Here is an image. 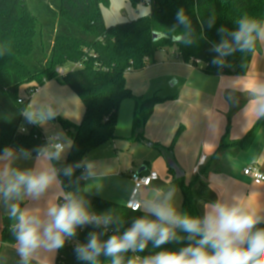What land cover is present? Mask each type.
Instances as JSON below:
<instances>
[{
	"label": "trees",
	"instance_id": "16d2710c",
	"mask_svg": "<svg viewBox=\"0 0 264 264\" xmlns=\"http://www.w3.org/2000/svg\"><path fill=\"white\" fill-rule=\"evenodd\" d=\"M108 5L109 0H0V156L6 148L18 149L27 157L37 156L47 146L39 130L32 129L28 134L20 132L28 105L21 96V89L27 96L35 86L62 78L85 107L79 125L58 120L72 140L66 160L55 165L64 192L62 200L71 194L83 200L90 213L112 217L106 228L97 224L78 226L75 235L66 237L64 246L57 249L55 264H93L78 258L77 253L79 246L89 242L90 234H95L103 243L112 235H123L143 216L155 219L141 210L132 211L126 205L93 196L85 189V159L91 151L115 138L123 101L134 99L136 102L133 133L137 138H143L144 127L155 107L164 101L157 96L136 97L127 87V74L144 70L154 62L159 51L176 47L185 63L199 60L202 70L210 76H243L260 47L257 38L250 50L242 51L237 47L224 56L215 51L224 40L235 46L231 34L238 29L240 19L248 17L264 25V0H150L151 11L147 16L110 27L105 25L102 14V7ZM181 9L188 18L186 25L176 18ZM218 57L223 60L222 64L213 63ZM68 64L75 68L61 75L59 70ZM262 127L264 116L239 141H231L225 134L201 175L218 172L223 154L236 155L247 150ZM180 133L181 130L166 149L168 152ZM69 168L71 174H66ZM169 172L174 177L173 170ZM181 184L182 179H174V187ZM205 189L208 185L196 176L189 190L184 191L183 215L203 218L200 201L205 198ZM206 201L215 203L216 196ZM18 208L21 211V207ZM17 223L18 215L3 217V244H18L14 231ZM256 229H264V223L257 224ZM176 237L159 248L149 241L143 252L122 253L123 264L137 256L143 259L159 251H179L195 245L201 238L198 235L189 239V233L179 228ZM112 259L102 252L96 264H112Z\"/></svg>",
	"mask_w": 264,
	"mask_h": 264
},
{
	"label": "crops",
	"instance_id": "0c3cea01",
	"mask_svg": "<svg viewBox=\"0 0 264 264\" xmlns=\"http://www.w3.org/2000/svg\"><path fill=\"white\" fill-rule=\"evenodd\" d=\"M60 79L46 82L39 93L27 99L22 124L27 131L37 129L45 136L58 137L64 147L59 158L52 155L55 153L52 145L45 147L37 156L27 157L15 148L9 149L12 152L10 157H5L4 153L0 156V174L5 169L10 173L13 170L36 174L49 170L55 172L54 180L39 196L25 193L20 198L5 203L3 193H0V247L1 244L6 245L1 239L2 219L11 214L10 204H16L21 207V211H27L41 221L49 219V207L61 206L64 192L61 196L62 186L55 165L66 160L72 140L58 120L79 125L84 117L85 107ZM254 83H264V41L261 39L259 50L243 76H210L201 66L185 63L179 57L176 47L162 50L144 70L127 74L126 84L136 97L147 99L150 94L157 96L165 92L168 102L155 107L144 127L143 138H137L133 133L136 102L134 99L123 101L115 138L91 151L85 159L86 191L93 196L126 205L134 187V175L138 172V175H147L155 171L159 174V180L141 190V205L149 200L163 199L172 193L171 202L178 214L183 215L186 203L184 191L189 190L196 176H200L208 185V189L204 190L205 198L200 201L204 215L216 203L237 205L254 211L264 223V182L255 184L243 173L249 166H258L264 173V127L247 150L236 155L223 154L218 163V172L211 171L206 176L201 175L225 134L231 141H239L262 117L256 116L252 103L255 97L248 90ZM21 96L26 97L23 89ZM124 103H127L126 106H123ZM123 107H126V112ZM26 113H32L35 122H29ZM49 113L53 114L51 118H48ZM124 120L125 124L122 122ZM179 130L181 133L168 152L166 149L171 147ZM150 151H156L157 154L153 155ZM152 157L154 162L150 166L146 165L151 163L149 160ZM167 159H173L184 175L180 186H173L175 173L173 177L169 172ZM118 180L126 181L125 190L118 188ZM187 193L188 198L191 197L190 191ZM214 195L215 203L206 201L213 200ZM141 211L145 212L143 207ZM18 246L19 244L13 247ZM33 255L30 264H55L57 249L47 250L41 247ZM18 259L22 263V258L18 256Z\"/></svg>",
	"mask_w": 264,
	"mask_h": 264
},
{
	"label": "clouds",
	"instance_id": "9594fccd",
	"mask_svg": "<svg viewBox=\"0 0 264 264\" xmlns=\"http://www.w3.org/2000/svg\"><path fill=\"white\" fill-rule=\"evenodd\" d=\"M176 18L180 24L188 23L183 9L177 13ZM231 35L235 46L224 40L215 47V51L221 56L236 51L237 47L242 51L250 50L257 38L264 41V25L255 19L244 17L238 21V29ZM213 63L222 64L223 60L218 57ZM248 90L255 97L252 103L256 116L258 118L264 116V83H254ZM52 115L49 113L48 118ZM26 116L29 122H35L32 113H26ZM62 150L63 146L57 144L52 155L59 158ZM11 155L12 152L6 148L4 156ZM88 167L91 168V165ZM66 174H71V168L66 170ZM54 178L55 172L51 170L36 174L16 170L10 173L5 169L0 174V193H3L5 203L18 199L25 193L39 196ZM65 199L67 202L62 206L53 205L48 208L47 221H41L27 211H20L16 204L9 205L10 213L13 216L18 215L14 231L22 264H30L33 253L41 247L47 250L63 247L66 237L75 235L78 226L92 221L107 224L112 219L107 214L100 216L90 213L84 201L76 199L71 194ZM171 199L172 193H169L163 199L149 200L143 205H136L133 211L143 207V210L155 219L143 216L123 235H112L102 243L95 234H90L89 242L78 247V258L96 264L97 257L103 252L105 256L113 258L112 264H123L122 253L143 252L149 241H152L153 247L159 248L176 239V229L179 228L189 233V239H194L198 235L201 238L195 241V245H189L179 251H159L143 259L137 256L130 259L128 264H264V229H256L261 217L254 211L237 205L216 203L203 218L191 217L178 214Z\"/></svg>",
	"mask_w": 264,
	"mask_h": 264
},
{
	"label": "rangeland",
	"instance_id": "374dc122",
	"mask_svg": "<svg viewBox=\"0 0 264 264\" xmlns=\"http://www.w3.org/2000/svg\"><path fill=\"white\" fill-rule=\"evenodd\" d=\"M150 0H139L138 3L134 4L132 0H109V5L102 7V14L104 18L105 25L110 27L120 23H128L134 21L140 17L147 16L151 9L149 5ZM169 49V48H168ZM159 52H162L159 51ZM158 52V53H159ZM157 53V54H158ZM75 68L74 65L68 64L62 70L66 73L71 71ZM133 74V73H129ZM60 82L64 84L63 79H60ZM169 90V89H167ZM165 92L159 93L157 97L164 99V101L160 102L159 104H164L168 102L166 98L167 94ZM156 95L150 94L148 98H153ZM147 98V99H148ZM127 103H124L123 106H126ZM123 111L126 112V107H123ZM125 124V120L122 121ZM151 154H157L156 151H150ZM154 157L149 160L151 163H146V165L150 166L154 162ZM168 165V164H167ZM143 165H141L142 167ZM192 179V178H191ZM118 188L125 190L126 189V181L118 180L117 181ZM63 195V189L61 188V196ZM19 247V246H18ZM18 247H13L10 245H4L0 247V264H22L19 259L21 257L20 254L17 252ZM34 256V255H33Z\"/></svg>",
	"mask_w": 264,
	"mask_h": 264
},
{
	"label": "built area",
	"instance_id": "2783aa9c",
	"mask_svg": "<svg viewBox=\"0 0 264 264\" xmlns=\"http://www.w3.org/2000/svg\"><path fill=\"white\" fill-rule=\"evenodd\" d=\"M191 66H201V62L199 60H192ZM59 73L61 75H63L64 71L63 70H59ZM40 90H41V86H38V85L35 86L31 90V92L25 97L24 100H27L32 95L39 93ZM22 100L23 99H20V102H22ZM20 132L22 134H28L29 133V131H27L25 128H21ZM41 139L46 142V144H47L46 147L52 145L54 147L55 151H56V145L57 144L62 145V143L59 141V138L55 137V136H49L48 137V136H45V135L41 134ZM63 149H64V147H63ZM243 173H244L245 176L250 177L255 184H261V183L264 182V173L261 171V169L258 166L246 167L243 170ZM157 180H159V174L157 172H155V171H151L147 175H138V174L134 175V177H133L134 187H133V190H132L131 197H130V199L128 200V202L126 204V207L128 209L132 210L136 205H138V204L141 205L140 200H139V195H140L141 190L144 189V188L150 187ZM66 202L67 201L65 199H63V200H61L60 205L62 206ZM140 210H141V208H140ZM140 210H138V211H140ZM91 224H97V223L92 221V222H88V223L84 224L83 226L85 227V226H88V225H91ZM97 225L106 228L107 224L100 223V224H97Z\"/></svg>",
	"mask_w": 264,
	"mask_h": 264
},
{
	"label": "water",
	"instance_id": "95a60500",
	"mask_svg": "<svg viewBox=\"0 0 264 264\" xmlns=\"http://www.w3.org/2000/svg\"><path fill=\"white\" fill-rule=\"evenodd\" d=\"M156 37V36H155ZM168 168L173 170L175 173V178L177 180L182 179L184 177L183 173L181 172L180 168L176 164V162L173 159H167ZM140 172H138L139 174Z\"/></svg>",
	"mask_w": 264,
	"mask_h": 264
}]
</instances>
